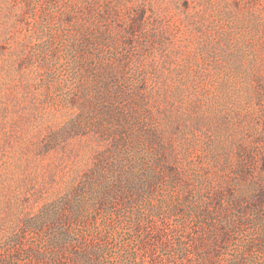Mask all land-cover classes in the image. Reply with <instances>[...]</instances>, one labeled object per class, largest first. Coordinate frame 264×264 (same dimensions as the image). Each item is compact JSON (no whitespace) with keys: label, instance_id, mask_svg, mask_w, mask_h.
I'll list each match as a JSON object with an SVG mask.
<instances>
[{"label":"rangeland","instance_id":"374dc122","mask_svg":"<svg viewBox=\"0 0 264 264\" xmlns=\"http://www.w3.org/2000/svg\"><path fill=\"white\" fill-rule=\"evenodd\" d=\"M259 240L264 0H0V264H264Z\"/></svg>","mask_w":264,"mask_h":264},{"label":"trees","instance_id":"16d2710c","mask_svg":"<svg viewBox=\"0 0 264 264\" xmlns=\"http://www.w3.org/2000/svg\"><path fill=\"white\" fill-rule=\"evenodd\" d=\"M99 74V73H98ZM98 76V75H97ZM103 92H110V93H112V89L110 88H106L105 90H103L102 92H100L101 94H103ZM116 94V93H115ZM118 94H121V92H118ZM235 205V208L236 209H239V207H240V203H235L234 204ZM226 213V215H227V212H225ZM239 214V216H238V218L236 219V220H233V221H229V222H227V225H228V227L230 228V231L231 232H235L239 227H245L246 225H247V220L246 219H243V215H244V213L243 212H241V213H238ZM203 219H204V221H206L207 223L209 222H211L212 221V219H211V217H210V215L209 214H204L203 215ZM246 221V222H245ZM245 223H246V225H245ZM208 229L211 231L212 230V228H211V226H209L208 227ZM228 233L226 232L225 234H222V235H218V240H223L224 239V237H225V239L228 237ZM264 243H262V242H260V240L258 241V244H256L257 246H261V245H263ZM251 246L252 245H254V244H250ZM251 248L250 247H248V248H246L245 249V253H251ZM260 251V250H259ZM180 253L182 254V250H180ZM81 255V254H80ZM82 256V255H81ZM83 260H81V262L83 263V261H84V263L83 264H99V261H98V258H96V257H92V256H87V254L85 253V257H83L82 258ZM203 264H210V262H209V260H207V259H204V261H203ZM236 264H241V260H238V261H236Z\"/></svg>","mask_w":264,"mask_h":264}]
</instances>
